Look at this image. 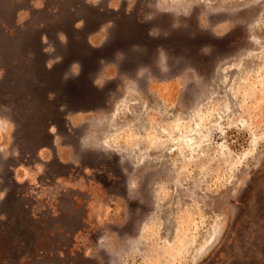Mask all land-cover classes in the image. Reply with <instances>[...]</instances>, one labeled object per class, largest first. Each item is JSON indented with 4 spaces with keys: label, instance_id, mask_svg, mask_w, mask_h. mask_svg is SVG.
Masks as SVG:
<instances>
[{
    "label": "rangeland",
    "instance_id": "rangeland-1",
    "mask_svg": "<svg viewBox=\"0 0 264 264\" xmlns=\"http://www.w3.org/2000/svg\"><path fill=\"white\" fill-rule=\"evenodd\" d=\"M0 264H264V0H0Z\"/></svg>",
    "mask_w": 264,
    "mask_h": 264
}]
</instances>
